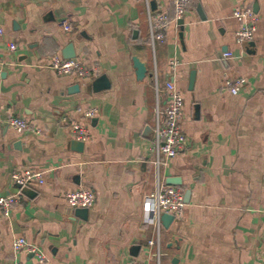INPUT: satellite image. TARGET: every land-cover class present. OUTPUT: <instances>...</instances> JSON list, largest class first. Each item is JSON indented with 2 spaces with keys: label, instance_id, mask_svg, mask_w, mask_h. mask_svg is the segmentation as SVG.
Here are the masks:
<instances>
[{
  "label": "crops",
  "instance_id": "obj_1",
  "mask_svg": "<svg viewBox=\"0 0 264 264\" xmlns=\"http://www.w3.org/2000/svg\"><path fill=\"white\" fill-rule=\"evenodd\" d=\"M242 5L259 19L248 42L235 36L241 22L233 12ZM151 13L173 19V0H0V194L16 193V170L45 176L29 185L33 196L21 191L0 214V264H41L14 249L20 236L44 254L43 264H264V0H192L184 24L172 23L155 45ZM70 44L94 74L56 72L52 57L67 58ZM135 57L146 66L142 78ZM102 75L110 87L96 91ZM237 77L245 83L232 94L225 83ZM169 80L185 98L189 146L158 167L151 128L168 103ZM94 107L86 118L82 110ZM10 116L31 128L14 130ZM75 120L90 127L82 150ZM170 177L181 178L175 186L190 199L183 217L158 227L145 221L144 203ZM79 188L96 193L85 218L65 198Z\"/></svg>",
  "mask_w": 264,
  "mask_h": 264
},
{
  "label": "built area",
  "instance_id": "obj_2",
  "mask_svg": "<svg viewBox=\"0 0 264 264\" xmlns=\"http://www.w3.org/2000/svg\"><path fill=\"white\" fill-rule=\"evenodd\" d=\"M192 0H173L175 7V17L168 18L165 15L150 14L151 35L150 40L153 45L157 41L166 39V29L176 23L181 26L180 20H184L188 8ZM233 16L241 22L240 28L236 31L235 36L238 42L252 41L255 37L258 27V15L253 7L242 5L235 8ZM62 28L71 31L70 21L65 18L60 22ZM184 24V23H183ZM4 30L0 27V34ZM8 49L16 51L18 45L15 42H8ZM224 57L233 56V52L227 51L223 53ZM177 62L171 61V67L175 68ZM5 61L0 56V76L3 72ZM52 67L58 74H75L78 77H88L94 74V70L89 68L82 60L76 58H63L59 55L52 57ZM245 79L237 77L227 79L226 88L232 94H239ZM166 92L168 95V103L164 109L157 107L156 123L154 127L152 147L155 153L154 163L159 167L167 164L169 160L186 150L189 146V140L182 127V115L185 107V98L182 91L178 88L174 80L166 83ZM86 118H94L97 114V108H89L82 110ZM8 126L16 131H25L31 128V123L20 116H10L7 120ZM73 135L80 141H88L91 138L90 127L81 121L75 120L71 124ZM40 132V130H37ZM11 181L19 191L12 194H0V214L9 213L12 208L20 201L21 189L29 186L34 182L44 183V172L34 168L24 170H16L11 175ZM68 204L75 209L92 208L96 203V193L92 188H79L68 191L65 195ZM186 208L184 192L180 188L172 184L159 183L157 189L146 197L144 203V218L146 222H151L160 227L162 223V215L164 213L172 214L178 218L183 217ZM159 243V241L151 240L150 245ZM15 250H26L32 253L38 259V262L45 263V256L35 246L31 245L26 237L20 236L14 240ZM158 258L161 256L160 250L157 253ZM13 264H27L25 262H15ZM128 264H140L131 261ZM160 264V262H158Z\"/></svg>",
  "mask_w": 264,
  "mask_h": 264
},
{
  "label": "water",
  "instance_id": "obj_3",
  "mask_svg": "<svg viewBox=\"0 0 264 264\" xmlns=\"http://www.w3.org/2000/svg\"><path fill=\"white\" fill-rule=\"evenodd\" d=\"M180 23H181V26L183 25L184 23V20H180ZM182 35V33H181ZM67 50H69L68 54H66L65 57L67 58H73L76 56L75 52H73V47L72 45L70 44L67 48ZM134 62H135V67L137 68V75L139 78H142L146 75V66L144 63H142L139 58L135 57L134 58ZM191 86H193L194 84V80H195V72L193 71L191 73ZM94 89L96 91H100V90H103V89H107L110 87V83H109V80L107 78L106 75H102L100 76L99 78H97L95 81H94ZM78 86L74 87V89H77ZM151 133L154 134V129L151 128ZM74 144L76 145V148L78 150H82V148L84 147V142L83 141H74ZM169 184H172V185H179L182 183L181 181V178L180 177H170L167 181ZM19 189L16 188V192H18ZM21 191L29 196H33L34 195V192L33 190L29 187V186H25L21 189ZM184 198H185V201L186 202H189V199H190V190H186L185 192V195H184ZM77 213L79 216L81 217H86L87 214H88V208H78L77 209ZM175 219V216L172 215V214H169V213H164L162 215V222L163 224L167 227L169 226ZM138 249V247H134V250Z\"/></svg>",
  "mask_w": 264,
  "mask_h": 264
}]
</instances>
